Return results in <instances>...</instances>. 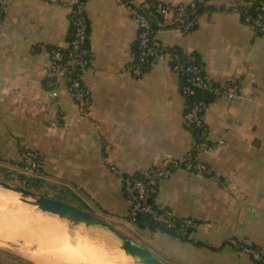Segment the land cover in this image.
<instances>
[{
	"label": "crops",
	"instance_id": "crops-1",
	"mask_svg": "<svg viewBox=\"0 0 264 264\" xmlns=\"http://www.w3.org/2000/svg\"><path fill=\"white\" fill-rule=\"evenodd\" d=\"M70 2L0 0V171H19L22 149H35L49 187L84 193L166 262L259 264L231 240L264 253V35L230 0H210L215 7L200 15L196 29L157 33L165 46L200 54L207 77L238 94L214 99L205 113L212 145L199 160L208 170L178 168L158 184L159 205L198 223L186 238L128 223L124 189L126 176L192 151L179 76L167 60L141 76L131 73L137 21L117 0H84L92 59L83 83L90 97L85 105L74 101L64 81L53 94L51 53L67 46ZM9 248L0 246V264H39Z\"/></svg>",
	"mask_w": 264,
	"mask_h": 264
},
{
	"label": "built area",
	"instance_id": "built-area-1",
	"mask_svg": "<svg viewBox=\"0 0 264 264\" xmlns=\"http://www.w3.org/2000/svg\"><path fill=\"white\" fill-rule=\"evenodd\" d=\"M117 1L137 21L139 27L137 36L139 41V53L136 55L133 54V59L128 66V70L135 76H141L144 72V68L141 65L143 62L146 63L150 61V59H153L157 61L167 60L169 63L171 59L170 54L162 52L164 44L158 39L157 35L153 34L149 19L137 9V6L142 0ZM77 2L78 0H71L70 12L73 10L72 5ZM193 6V1L187 3H167L161 1L157 10L166 23H178V29L183 32H188L198 23V19L191 18L188 13L189 7ZM262 10L264 11V6ZM2 17L3 12L0 10V23ZM246 20L251 21L249 18ZM252 23L251 26L254 30L264 35V23L261 21ZM75 24L78 25V27L75 37L70 42L72 51L68 56H65L61 51L56 50L51 56L50 86L52 93L55 94L59 82L64 81L67 84L73 100L83 104L84 99L89 96V91L81 83V77L72 76L71 74L76 67L86 69L90 62L87 56H92V53L89 52L88 54L87 49L80 47V44L87 38L84 16L79 15L75 17ZM177 67L179 66H174V70H176ZM187 70L195 75L194 85L211 92L214 99L219 97H227L229 99L238 97V94L234 90H229L227 87L210 80L207 76L204 77L200 75L198 66L188 67ZM185 92L193 94L194 90L185 88ZM209 104V102L201 100L184 114L186 123L194 124L201 129L199 140L195 143L193 148L194 152L190 153L183 160L167 161L155 171H148L147 181L134 177L133 175L125 179L124 189L130 201V210L127 214L130 223H135L139 213H146L151 215L156 221L164 224L167 228L178 231L179 233H186L190 229H195L197 227L198 223L194 219L189 217H177L169 208L163 207L157 202H149L148 198L151 193L156 194L158 192V187L155 186L156 182L169 178L174 170L178 168L191 172H206L208 170L207 165L199 160V154L209 145H212L205 121V113ZM221 142L222 141H220V143ZM20 165L21 169L26 174L37 175L44 169V158L37 150L25 147L22 149ZM231 242L240 252L250 256L257 263L264 264V253L261 250L251 244L241 243L234 239H232Z\"/></svg>",
	"mask_w": 264,
	"mask_h": 264
},
{
	"label": "trees",
	"instance_id": "trees-1",
	"mask_svg": "<svg viewBox=\"0 0 264 264\" xmlns=\"http://www.w3.org/2000/svg\"><path fill=\"white\" fill-rule=\"evenodd\" d=\"M84 0H78L76 4L72 5L73 10L70 12V28L68 32V40H67V46L62 48V47H55L52 50L53 54L56 50L61 51L65 56H68V54L72 51V46L70 45L71 40L75 37L76 34V29L78 25L75 24V17H78L79 15L84 16V25H85V31H86V40L80 44V47L85 48L91 53L90 49V43H89V37H90V21L88 18V15L82 8V3ZM160 0H142V2L137 6V9L140 13L145 15L150 21L151 29L153 34L157 35V33L164 28H173L177 27L178 23H166L164 19L161 17L160 13L158 12L157 8L158 5L160 4ZM194 6L189 7L188 13L191 18H196L198 19L200 15L204 12L212 11L214 9V5L210 3V0H193ZM231 9L237 10L240 15L242 21H244L247 24L252 25V22L255 21H261L264 23V11L262 10V7L264 6V0H230ZM249 18L251 21H247L246 19ZM198 23L192 27L191 30L196 29ZM139 32V31H138ZM257 34H260L256 32ZM139 41L136 39L134 45H133V54H138L139 49H138ZM163 53H169L171 56V59L169 61V66L174 70V66H179L177 67L176 70H174L178 76H179V81H180V91L184 97V102H185V109H184V114L189 111V109L196 105L199 101L203 100L205 102H212L214 100L213 94L206 89L195 86L194 85V78L195 75L187 70L188 67L191 66H198L200 69L199 73L202 76H207L204 68V62L200 54L197 52H188L184 50L180 46H173V47H168V46H163L162 48ZM87 58L91 62L92 56L88 55ZM89 62V65H90ZM157 62V60L150 59V61L146 63H141L142 67L144 68L143 74L150 69L153 64ZM88 65V66H89ZM183 66V67H180ZM85 69L76 67L72 71V76H78L81 77V83H83V72ZM85 86V85H84ZM185 88H190L193 89L194 92L193 94L185 92ZM90 96H87L84 99L83 105L88 101ZM187 128L191 130V132L194 135V145L195 143L199 140V135H200V128L196 127L194 124H188L186 123ZM193 145V148H194ZM192 148V152H194ZM157 168L151 169L150 171L153 172ZM134 177L143 179L144 181L148 180V175L147 173H135L133 175ZM21 180H25L28 185L32 184H37L38 182H35L34 179L28 177L27 175H20L19 176ZM130 176H126L125 179L129 178ZM34 184V185H35ZM159 182H156L155 186L158 187ZM38 185V184H37ZM128 197V195L126 194ZM156 196L157 193H151L149 195L148 201L155 203L156 202ZM129 216L127 215V219ZM135 224L138 228H149L152 230L155 229H161L164 230L165 232L176 235V236H181V237H186L187 235L192 232L194 229H190L186 233H179L178 231H174L172 229L167 228L164 224L161 222L156 221L151 215L146 214V213H139L137 215Z\"/></svg>",
	"mask_w": 264,
	"mask_h": 264
},
{
	"label": "bare ground",
	"instance_id": "bare-ground-1",
	"mask_svg": "<svg viewBox=\"0 0 264 264\" xmlns=\"http://www.w3.org/2000/svg\"><path fill=\"white\" fill-rule=\"evenodd\" d=\"M6 191L0 192V199L16 201L25 207L0 205V222L2 223L0 225H3L0 226V231L3 229L9 231L8 235L11 242H22L26 249L30 248L31 245H37L39 248L37 252H29V257L37 263L122 264L113 259L110 252L105 251L106 249L117 250L130 257L131 254L121 246H114L101 239H99L101 241H94L91 235H87L86 232L73 224H65L58 219H40L35 214V217L32 216L31 214L34 212L30 214L29 210L43 211L36 206H28L20 193L10 189H6Z\"/></svg>",
	"mask_w": 264,
	"mask_h": 264
},
{
	"label": "rangeland",
	"instance_id": "rangeland-1",
	"mask_svg": "<svg viewBox=\"0 0 264 264\" xmlns=\"http://www.w3.org/2000/svg\"><path fill=\"white\" fill-rule=\"evenodd\" d=\"M21 153H22V151H21ZM20 168H21V165H20ZM19 171H21V172H19ZM19 171L9 170V174L14 172V173H12V175L14 174L13 176L11 174L10 175H5L4 172L0 171V180L11 182V183L23 186L25 188H28V189H31V190L37 192L38 194H44V195H47V196H50V197L58 198V199H61V200H66V201H69V202H74L76 204H80V205L84 206L85 208L91 210L93 213L101 216L102 218L107 220L109 223H111L112 225L117 227L119 230L125 232L126 234L130 233V231L127 228H125V226L120 225L118 223L120 221L119 219H116L115 217L109 216L107 213H105L102 210H100V208H98L97 206L93 205V203H91V201H89L87 199L86 195H84V193H82L80 191L76 192L75 190H73V189L71 190L70 188L65 187V186L64 187H60V189L61 188L64 189V190L61 189V192L59 190H57V187L55 185H53L54 187H49L50 185H48V183H46V180H44L45 177L43 175V171L40 174H37V175L26 174L22 169H20ZM20 175H27L28 177L34 179L35 182H38L37 183L38 185L35 184V183H34L35 185L34 184L28 185L25 180L18 179V177ZM0 192H7V191H6L5 188L0 186ZM5 204L9 205V206L14 205V206H23V207H25L24 205H22L21 203L16 202V201H5V200L0 199V205H5ZM27 205L31 206L29 204H27ZM37 211L38 210H36V209L29 210L30 214L34 212L33 214H31L32 216L35 217V215H36V217L40 218V219H44V220L58 219V220H61L65 224H73L70 221H68L66 219H63V218H60L57 215L48 214L47 212L44 213L45 211H43V212H40V211L37 212ZM127 222L130 223L128 221V219H127ZM73 225H75L78 229L86 232L87 235L88 234L91 235L92 238L94 239V241L106 240V241L110 242L111 244H113L114 246H117V247L121 246L120 242L118 241V239L116 237H114L110 232H108V231H106V230H104L102 228H98V227H96V229H95V227H89L88 228L84 224H78V225L73 224ZM0 226H3V225H0ZM8 233H9V231H6V229H3V230L0 231V246L1 247H10V248L13 249V251H15L17 253L24 254L27 257H29V252H37V250H39L37 245H31L30 248L26 249V248H24V245H23L22 242H16V243L14 242V243H12L10 238H9ZM99 239H101V240H99ZM105 251H107V253L109 251L110 252V256L113 259L121 262L122 264H139L133 258L127 257L126 255L118 252L117 250H109V249L107 250L106 249Z\"/></svg>",
	"mask_w": 264,
	"mask_h": 264
},
{
	"label": "water",
	"instance_id": "water-1",
	"mask_svg": "<svg viewBox=\"0 0 264 264\" xmlns=\"http://www.w3.org/2000/svg\"><path fill=\"white\" fill-rule=\"evenodd\" d=\"M0 186L20 193L25 198L27 204L36 206L47 213L57 215L73 224L98 227L110 232L118 239L121 247L131 254L130 257L139 264H170L107 220L80 204L38 194L31 189L3 180H0Z\"/></svg>",
	"mask_w": 264,
	"mask_h": 264
}]
</instances>
